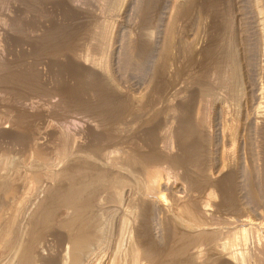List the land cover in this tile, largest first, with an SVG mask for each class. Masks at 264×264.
<instances>
[{
    "label": "rangeland",
    "instance_id": "rangeland-1",
    "mask_svg": "<svg viewBox=\"0 0 264 264\" xmlns=\"http://www.w3.org/2000/svg\"><path fill=\"white\" fill-rule=\"evenodd\" d=\"M152 2L0 0V264H264V0Z\"/></svg>",
    "mask_w": 264,
    "mask_h": 264
},
{
    "label": "bare ground",
    "instance_id": "bare-ground-1",
    "mask_svg": "<svg viewBox=\"0 0 264 264\" xmlns=\"http://www.w3.org/2000/svg\"><path fill=\"white\" fill-rule=\"evenodd\" d=\"M147 2L149 3V4H151V2H152V0H147ZM153 3V2H152ZM177 9V8H176ZM75 35V33L73 32V30H71V29H68V28H65V27H62V26H56V27H54V29H52L51 31H50V33H49V35H48V37H47V39H48V42H54V40H55V38L57 39V37L59 38L60 36L62 37L61 39H71V36L72 35ZM73 35V36H74ZM72 36V37H73ZM73 39V38H72ZM59 40H60V38H59ZM58 40V41H59ZM45 41H46V39H45ZM64 41V40H63ZM62 41V42H63ZM69 42V41H68ZM64 43V42H63ZM71 43H73L72 41H71ZM71 43H68V44H71ZM58 44V43H57ZM62 44V43H61ZM60 44V45H61ZM67 44V42L65 43V45ZM64 45V46H65ZM72 45V44H71ZM70 45V46H71ZM63 46V45H62ZM66 46H68V45H66ZM136 47V46H135ZM134 47H132V49H133ZM135 49V48H134ZM134 49L133 50H131V47H130V56L128 55V58H127V60H128V62H127V64L129 63H132V62H134L135 63V61H134V58H133V54H134ZM149 50V49H148ZM215 50V49H214ZM211 51V50H210ZM128 53V54H129ZM208 54V53H207ZM209 56V55H208ZM133 64V63H132ZM131 64V65H132ZM32 77H33V79L32 80H37L38 79V77H37V75H32ZM101 82V81H100ZM103 82V81H102ZM99 84V83H98ZM101 84V83H100ZM92 85V84H91ZM93 86V85H92ZM98 86H100V85H98ZM105 89V88H104ZM100 91V90H99ZM98 91V92H99ZM102 91V90H101ZM105 91V90H104ZM213 91V90H212ZM106 92V91H105ZM102 94V93H101ZM102 96V95H101ZM98 97V96H97ZM98 102L100 103V107H101V111H102V113H104L105 114V116H114L116 119H120L123 115V106H122V104L121 103H118V100H117V97L114 95V93L112 94V93H107L106 92V94L105 95H103L102 97H101V99H100V101H99V99H98ZM187 121V120H186ZM184 122V124H183V126H182V138H181V142H182V146H183V148H184V150L183 151H185L184 153L186 154V153H193L194 151H195V146L197 145L196 144V142L194 143L193 141L195 140L196 141V139L192 136V131H193V133H194V129L192 130V127H191V125L189 124V123H187V122H189L190 120H188L187 122ZM192 121V120H191ZM151 132V131H150ZM154 132H156V131H152L150 134L151 135H153L154 134ZM198 141V140H197ZM239 141V140H238ZM198 143V142H197ZM200 143V142H199ZM234 143V142H233ZM225 146V145H224ZM244 146H245V144H244ZM197 147V146H196ZM196 149H198V148H196ZM216 150V149H215ZM222 154V153H221ZM191 155V154H190ZM224 155V154H223ZM186 157V156H185ZM191 159V158H190ZM222 159V158H221ZM224 160V159H223ZM75 181V180H74ZM83 185V184H82ZM73 187V186H72ZM85 188V187H84ZM78 190V189H77ZM68 191V190H67ZM72 191V190H71ZM61 192V191H60ZM82 192V191H81ZM85 193V192H84ZM73 194V193H72ZM63 195V194H62ZM65 195V194H64ZM68 195V194H67ZM70 195V194H69ZM74 195V194H73ZM56 196V195H55ZM60 196V195H59ZM70 198H71V195L69 196ZM62 198V197H61ZM64 199V198H63ZM65 200V199H64ZM67 200V199H66ZM69 200V199H68ZM87 200V199H86ZM58 201H60V199L58 200ZM158 249V248H157Z\"/></svg>",
    "mask_w": 264,
    "mask_h": 264
}]
</instances>
